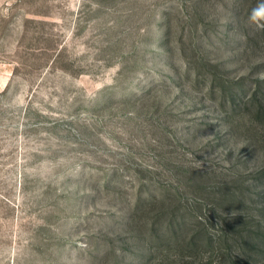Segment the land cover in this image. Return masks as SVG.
<instances>
[{"label": "rangeland", "instance_id": "1", "mask_svg": "<svg viewBox=\"0 0 264 264\" xmlns=\"http://www.w3.org/2000/svg\"><path fill=\"white\" fill-rule=\"evenodd\" d=\"M198 2L0 0V264H264V0Z\"/></svg>", "mask_w": 264, "mask_h": 264}, {"label": "trees", "instance_id": "2", "mask_svg": "<svg viewBox=\"0 0 264 264\" xmlns=\"http://www.w3.org/2000/svg\"><path fill=\"white\" fill-rule=\"evenodd\" d=\"M209 2H210V0H201L200 3L198 2L199 6H200V8L198 10H199V12H201V14L204 11H207L210 8V3ZM184 9L186 11H189L190 8H189V6L188 7L186 6V7H184ZM164 12H165L164 19H167L169 17L170 10H167V11H164ZM199 12L197 13V16L200 15ZM225 12H228V10L225 11ZM152 17L154 19L152 21L153 25L155 27L154 29L156 30V29H158L160 27V25L162 23L161 21H164V20L160 19V18H157V14L156 13H153ZM196 19L197 18L195 17V15H190L189 16V22H190L191 26L194 25ZM163 32H164L163 30L160 31V34H159V40L160 41H161V38H162L161 33H163ZM158 54H159L158 57L161 59L160 51L158 52ZM144 62L145 61H144L143 57L135 59V61H133L132 65H131V68H130L131 70H133L135 72V80L138 83V85H141L143 80L146 81V82H148L150 80L151 74L148 72L149 69L144 66ZM156 67L157 68H155V69H159L158 65H156ZM138 75H140V77H138ZM212 79L213 78H211V80ZM170 80H174V79H170ZM233 89L234 88L232 87V85H229V86L225 85L224 88L222 90H220L222 99L224 100L225 98L233 97V95L236 94V91L233 90ZM177 231H179V229L177 227L173 228L171 230L170 234L165 237L166 240L164 242L167 243L170 238L175 236ZM227 234L228 233H226V232L225 233L222 232V234L218 235L217 240H213V238H208V241L206 243H210L211 244V242H213V241H219V242L225 241L226 242L227 239H228V235ZM189 243L190 244H194V240L191 238ZM261 243L264 244V235H262V242ZM237 259H238V262H240V263L250 264L247 261V256L244 255V254H240V256H238ZM252 264H254V263H252Z\"/></svg>", "mask_w": 264, "mask_h": 264}, {"label": "snow or ice", "instance_id": "3", "mask_svg": "<svg viewBox=\"0 0 264 264\" xmlns=\"http://www.w3.org/2000/svg\"><path fill=\"white\" fill-rule=\"evenodd\" d=\"M257 15L264 16V8H261L258 12Z\"/></svg>", "mask_w": 264, "mask_h": 264}, {"label": "clouds", "instance_id": "4", "mask_svg": "<svg viewBox=\"0 0 264 264\" xmlns=\"http://www.w3.org/2000/svg\"><path fill=\"white\" fill-rule=\"evenodd\" d=\"M259 10H254V12H253V18H256V17H261V15H257V12H258Z\"/></svg>", "mask_w": 264, "mask_h": 264}]
</instances>
